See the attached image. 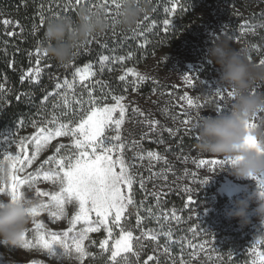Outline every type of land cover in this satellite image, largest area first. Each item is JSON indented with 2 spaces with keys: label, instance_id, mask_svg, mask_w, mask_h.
I'll return each mask as SVG.
<instances>
[{
  "label": "rangeland",
  "instance_id": "obj_1",
  "mask_svg": "<svg viewBox=\"0 0 264 264\" xmlns=\"http://www.w3.org/2000/svg\"><path fill=\"white\" fill-rule=\"evenodd\" d=\"M165 1L170 14L174 13L171 12L172 8L180 7V4L186 2L188 7L185 10L186 14L183 12L179 14L182 21L186 22L183 23L175 47L153 53L142 65L135 68L148 78L143 82L137 81L135 90L132 86L135 77L129 75L126 81H120L119 77L127 71V69L123 70L120 61L106 62L109 65L110 75L115 74L118 78L114 82L101 80L98 72L100 70L99 56H121L127 41L129 39L134 41L139 37L133 34V30H137V25L132 29H126L116 23L113 16H107L109 28L87 43L89 51L75 57L71 65L61 66L49 56L44 55V26L35 24L37 26L35 31L34 24L24 27L0 7V84L4 89L0 93V105H6L16 94L24 98V105L32 108L29 118H21L13 127L6 130L5 136L12 134L18 142L20 138L36 135L41 126L40 121L51 119L54 113L53 104L60 101L59 97L54 96L45 101L43 99L45 91L55 93L57 81L60 83H63L65 79L71 81L76 67L83 68L84 64L81 65V63L84 61L91 63L96 75L84 81L83 85L77 77L74 86L75 97L79 99L82 96L85 101L84 110L86 111L88 107L86 89H91L94 97L103 96L105 103H114L111 100L112 95L125 97L122 103L127 110L119 130L121 142L125 145L122 155L126 163L131 165L129 171L135 177L132 191L136 190L140 196V202L144 204L143 210L136 213L129 205L121 220L123 227L133 232L134 251L140 252V256L142 254L152 256L153 259L156 256H166L163 259L164 264H173V261L180 264L181 260H184L186 264H252L253 246L255 245L259 251H264V243L256 244L258 240L264 241V224L255 214L256 204L254 201L250 203L249 223L244 227L240 226L237 219L230 218L229 212L238 199L251 196L256 191L258 182L252 179H237L230 174L229 165L198 168L193 163L194 160L221 158L201 154L196 150L191 123H194L192 118L197 113L215 115L213 112L216 110L218 100L213 98V91L218 85L219 68L210 64L207 59L208 49L215 38H227L234 47L248 45L249 55L256 63L264 58V27L260 26L264 24V0H175V3L173 0ZM113 9L115 8L112 7L111 12ZM5 20L10 23L5 24ZM246 22L248 27L255 29L254 32H249L247 27L242 29L241 26ZM140 24L145 30L147 25L141 23V20ZM225 26H227L226 29ZM113 31L116 36H113ZM9 33L13 34L9 35ZM110 40L113 45L105 48L104 44ZM27 41L29 48L25 46ZM252 45H255L259 51L252 48ZM37 48L40 49L39 54L36 52ZM82 51L83 49L77 50V52ZM37 55L40 57L39 79L21 81V76L28 71L29 67H37ZM21 60L24 62L22 63ZM2 62L7 65L11 75L5 73ZM185 75L193 77V86L185 83ZM258 91H264V86ZM185 92L194 100L199 97L197 101L199 108H188L186 103L180 100L179 97ZM68 99L71 101V106L65 111L71 113L72 108H75L76 113L64 119L77 120L83 112L80 111V105L73 100L71 91H69ZM226 100L228 103L227 97ZM133 109H139V111L134 112ZM141 112L143 116L140 115ZM184 113L188 115L185 116ZM115 116L118 117L119 112ZM189 117L191 123L185 126L182 121ZM148 120L159 121L155 131L151 130L150 125L147 124ZM33 121L36 122V127L32 126ZM168 128L173 129L174 132L170 134L165 130ZM177 129L179 131H175ZM106 134L114 135L115 132L108 129ZM61 144L68 146L62 149L61 154L74 151L70 147L69 137H57L42 148L32 167L21 175L26 176L29 172L39 169L45 159L57 155L55 148ZM4 150L13 153L20 151L15 144H11L9 148V144L0 142V159ZM148 152L159 153L163 159L150 161ZM34 153L35 145L28 143L27 155L32 156ZM49 167L52 166L44 165V169ZM154 173H164L166 178L153 175ZM192 173H196L195 178L191 175ZM141 179L145 181L143 189L140 186ZM203 180H207V183L200 182ZM36 187L42 191L57 190V186L43 179L37 182ZM23 191L37 199L39 203L46 199L37 198L34 190H29L27 187ZM123 191L125 195H128L127 188ZM153 193L159 196V207H157V196ZM3 197L0 194V198ZM189 199H192L194 203L188 204ZM148 207L153 209L151 216L147 212ZM66 208L69 215L77 210L74 205H67ZM141 211H145L152 218L162 240H150L143 235L146 230L142 226V220L140 225H137V217H141ZM173 212L179 219L172 216ZM165 215L168 216L167 220L164 219ZM36 219L43 222L47 230L51 232L63 233L68 229L67 219L53 220L47 212H42ZM93 219H95L94 214ZM111 219L110 217V226L113 228L112 237H108L103 227L99 232L89 233V239L99 241L97 248L102 253L108 250L110 255L114 251L112 245L120 232L119 228L111 225ZM82 227L84 225L77 224L75 231ZM169 229L171 230L170 238L163 234ZM34 236L35 229L31 219L26 239L34 241ZM136 237L140 239L137 241ZM89 239L85 241V247ZM104 239L108 240L106 250L100 248V241ZM165 245L168 247L167 253L164 249ZM170 248H174L176 253H173ZM193 253L195 256L192 255ZM128 254L131 253H121L116 260ZM85 261L86 257L83 259V264ZM34 262L59 264L39 248H8L0 245V264H34ZM64 264H81V262L76 259H66Z\"/></svg>",
  "mask_w": 264,
  "mask_h": 264
},
{
  "label": "snow or ice",
  "instance_id": "obj_2",
  "mask_svg": "<svg viewBox=\"0 0 264 264\" xmlns=\"http://www.w3.org/2000/svg\"><path fill=\"white\" fill-rule=\"evenodd\" d=\"M175 3V0H173ZM75 6L81 4V0H74ZM73 7V0H67L64 5V11L67 12ZM103 7L106 10L107 16H112L111 9L114 7L117 11L115 15L118 16V9L120 5L116 0H111V4L108 0H104L103 3L94 4L89 7ZM51 11V8H49ZM171 12H175V8L171 9ZM60 13H54V18H59ZM115 17H113L114 19ZM147 16L144 20H148ZM40 26L42 27L45 22V16L43 14V5L39 14ZM5 24L10 21L5 20ZM154 23V22H153ZM169 20L163 21L164 25H168ZM264 27V24L260 25ZM19 27V24H17ZM36 25H33V30H36ZM114 27V26H113ZM242 29L247 27L249 32H254L255 29L245 25L241 26ZM227 26H225V29ZM139 30V31H137ZM137 30H133V34L140 36L144 34V29L141 28L140 22L137 24ZM13 33H9L12 35ZM113 36H116L113 31ZM90 43V41L88 42ZM106 46V45H105ZM252 48L256 49L255 45ZM82 52H76L75 57H79L86 54L89 51L87 44L81 46ZM259 51V49H256ZM39 54L40 49H36ZM31 55V53H29ZM46 56V54L44 53ZM128 58H131L129 53ZM126 58L124 56L110 57L108 55H100V71L105 68L106 62H123ZM250 59H252L250 57ZM259 63L264 65V58L259 60ZM40 57H36V68L29 67L28 71L21 76V81L38 80L41 74L39 67ZM93 65L91 63H85L83 68L76 67L72 76L71 81L65 79L63 83L57 81L55 93L45 91L43 99L49 100V97H59L60 101L53 104L54 113L51 119H44L40 121V127L38 133L30 138H20L17 140L12 134L4 137V142L9 144H15L20 150L15 153L4 150L2 159L0 162L9 163V182L7 184H0V194L8 199L15 201L19 197L26 195L23 191L25 187L29 190H34V194L37 198H46L36 205L30 212L32 218V224L35 229L34 241L24 238V248H39L45 252L50 258L64 264L66 259H76L83 264V259L91 255L86 247L85 241L89 239V233L99 232L101 227L107 232L108 237H112L113 228L110 226L109 218L111 217V225H115L120 229L119 236L115 239L112 247L114 251L111 252L110 259L113 264H118L116 258L121 253H131L139 261L140 252L134 251L133 249V232L130 229H126L121 224V220L124 217L125 212L129 205L134 204L131 192L133 184L135 183V177L130 173L128 165L122 155L125 145L121 142L120 127L124 122L126 106L122 103L125 99L123 95H112L111 100L114 103H105L104 97H94L91 89H86L88 95V107L84 110L85 101L83 97L77 99L75 97V82L76 78H79V82L83 85L84 81L96 75V72L92 70ZM135 77L132 82L133 90L137 81L143 82L148 78L140 74L134 68H129L124 75L119 77L120 81H126L127 76ZM184 81L187 85L193 86L194 80L191 75H185ZM3 85L0 84V93L3 92ZM63 90V91H60ZM127 90V88L125 89ZM69 91L72 92L73 100L76 104L80 105V111L83 112L77 120H65L70 114L75 115L76 109L72 108V112L65 111L66 108L71 106V101L68 99ZM226 94V95H225ZM232 96L231 91L217 89L213 92V98L218 100L216 105V111H226L229 107L226 97L229 99ZM20 97H17L19 99ZM181 101H184L188 108H199L200 105L197 103L199 97L195 100L189 96L186 92L181 95ZM59 110L58 112L56 110ZM134 112H138L139 109H133ZM119 112V116L115 114ZM140 115H144L142 112ZM187 116V113H184ZM150 125L151 130L155 131L159 121L148 120L146 121ZM182 123L187 126L191 123V118L184 119ZM53 125V127H48ZM32 126L36 127L35 121L32 122ZM114 126V127H113ZM112 129L115 132L114 135H107L106 131ZM170 134L174 132L173 129H165ZM175 131H179L178 129ZM57 137H69L71 139L70 147L74 150L71 153H62V149H65L66 145H59L55 148L57 155L49 156L43 161V164L35 172H29L26 176L21 175L28 168H31L33 162L36 160L37 155L40 153L42 148L48 145L52 140ZM119 142V143H114ZM161 143L163 141H160ZM32 143L35 145V153L32 156L27 155V144ZM249 146H256L252 140L246 141ZM120 153V155H116ZM149 160H161L163 157L159 153L148 152ZM143 159V157H141ZM167 163V161H165ZM194 164L198 168L208 166L213 168L217 165H229L230 160L227 159H211V160H194ZM44 165H50L48 169H44ZM119 169V170H117ZM153 175L164 176V173H154ZM194 178L196 173L191 174ZM43 179L44 181L51 182L57 186V190L53 191H42L39 187H36L37 182ZM254 180L258 182V187L262 190L260 195L264 196V176L255 177ZM201 183H207V180L200 181ZM145 181L140 180V186L144 188ZM127 188L128 195H125L123 189ZM185 191H189L185 189ZM153 195L157 196V207H159V196L156 193ZM192 199L188 200V204H192ZM74 205L77 209L73 214L69 215L66 206ZM42 212H47L48 216L53 220L67 219L68 229L63 233H56L48 231L45 224L38 221L36 218L41 215ZM148 214L153 215L152 207L147 208ZM93 214L95 219H93ZM172 216L176 219L175 212ZM164 219L167 220L168 216L165 215ZM142 218L137 217V225L139 226ZM77 224H82L80 230H76ZM163 230V225H161ZM71 234V235H70ZM165 236L171 237V230L163 232ZM143 235L148 239L156 240L157 234L154 230L149 229L144 232ZM140 237H136L138 241ZM207 243V241H205ZM264 243L262 240L256 241V244ZM108 240L104 239L100 241V248L106 250ZM143 246L141 245V248ZM203 247V245H201ZM165 252H168L167 245L164 246ZM253 261L252 264H264V251H259L256 246H253ZM195 256V254H192ZM149 260L153 257L149 256ZM124 264H130L128 256L123 257ZM34 264H42V262H34ZM158 264V262H157ZM173 264H176L173 261ZM180 264H186L184 260L180 261Z\"/></svg>",
  "mask_w": 264,
  "mask_h": 264
},
{
  "label": "clouds",
  "instance_id": "obj_3",
  "mask_svg": "<svg viewBox=\"0 0 264 264\" xmlns=\"http://www.w3.org/2000/svg\"><path fill=\"white\" fill-rule=\"evenodd\" d=\"M120 5L116 23L126 29L134 28L147 15L146 0H116ZM109 28L106 10L103 7H83L77 19L52 18L46 22L43 34V52L61 66H69L81 46ZM207 59L219 68L217 89H230L232 96L226 111L215 115L197 113L191 129L195 148L201 154L230 160V174L237 179H252L264 176V65L250 59L249 46L234 47L224 37L213 40ZM214 90L213 92H215ZM258 121V123H254ZM252 140L256 146H249ZM9 182V163L0 162V184ZM257 187L251 196L238 199L229 212L241 227L249 223V207L255 202V214L264 224V196ZM39 201L28 194L12 201L0 198V245L8 248H23L24 238L31 221V210Z\"/></svg>",
  "mask_w": 264,
  "mask_h": 264
},
{
  "label": "trees",
  "instance_id": "obj_4",
  "mask_svg": "<svg viewBox=\"0 0 264 264\" xmlns=\"http://www.w3.org/2000/svg\"><path fill=\"white\" fill-rule=\"evenodd\" d=\"M67 0H0V7L9 15H11L16 21H18L22 26L29 27L32 24L40 25L39 14L41 10V5H43V14L45 16L44 27L46 22L49 19L54 18V13L59 12L60 17H71L72 19H77L78 12L81 8H89L91 5L103 3L104 0H81L79 6H75L73 0V7L67 12L64 11V5ZM108 3L111 4V0H108ZM148 12L147 16L149 19L144 20V17L141 19V23L147 25L144 30V34L137 37L134 41L130 39L127 41L126 45L123 47V52L121 56H124L126 59L123 62H120L123 70L129 68H136L144 63V61L149 58L153 53H158L165 49H171L175 47L178 43V37L180 31L183 28L181 12L186 14L187 3L183 2L180 4V7L175 8L176 11L170 14V9L166 5L165 0H146ZM51 8V11H49ZM91 9H95L92 7ZM116 9H113L112 16L115 17L114 20L118 19V16L115 15ZM170 14V15H169ZM167 19L170 23L166 26L163 24V21ZM154 22V23H153ZM27 40H30V35L27 37ZM28 41L25 46H28ZM110 40L108 43H105V48L113 45ZM129 53H131V58H128ZM23 63L24 60H21ZM87 61L81 63L85 64ZM5 73L11 75L9 70H7V65H4ZM109 65L105 63V68L103 71L98 72V77L101 80H106L109 82H114L118 78L114 75H110ZM18 95H14L6 105H0V142L4 143L5 132L8 128L13 127L14 124L19 122L21 118L28 119L29 115L32 113L30 106L24 105V98ZM132 198L134 204L131 205L133 208L132 211L135 213L137 211L143 210L144 204L140 202V196L137 194L136 190L132 191ZM142 226L146 232L151 229L157 234L156 240H162L158 231L155 228V225L152 221V218L147 215L145 211H141ZM152 240V239H150ZM99 241H95L93 238H90L87 243V251L91 254L86 257L85 264H113V261L110 259L111 255L109 251L102 253L101 250L97 248ZM173 253H176L174 248H170ZM171 251H169L171 253ZM176 255V254H174ZM129 257L130 264H164L166 256H156L154 259L149 260L148 255L145 254L139 257V261L136 260V257L132 254L126 255ZM118 264H124L123 257L117 259Z\"/></svg>",
  "mask_w": 264,
  "mask_h": 264
}]
</instances>
